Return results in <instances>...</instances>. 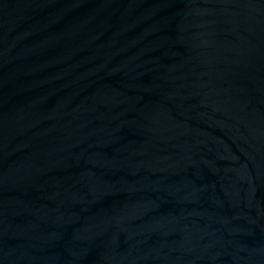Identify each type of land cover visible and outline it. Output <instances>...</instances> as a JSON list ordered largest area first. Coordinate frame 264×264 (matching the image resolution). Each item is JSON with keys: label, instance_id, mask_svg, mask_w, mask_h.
<instances>
[{"label": "water", "instance_id": "1", "mask_svg": "<svg viewBox=\"0 0 264 264\" xmlns=\"http://www.w3.org/2000/svg\"><path fill=\"white\" fill-rule=\"evenodd\" d=\"M0 264H264V0H0Z\"/></svg>", "mask_w": 264, "mask_h": 264}]
</instances>
